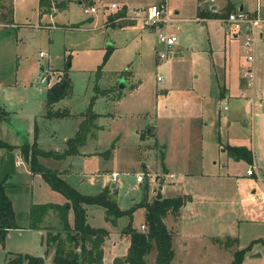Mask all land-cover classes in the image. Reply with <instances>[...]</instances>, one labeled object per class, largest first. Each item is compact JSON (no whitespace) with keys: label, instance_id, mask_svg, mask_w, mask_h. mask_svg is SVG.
<instances>
[{"label":"rangeland","instance_id":"obj_1","mask_svg":"<svg viewBox=\"0 0 264 264\" xmlns=\"http://www.w3.org/2000/svg\"><path fill=\"white\" fill-rule=\"evenodd\" d=\"M239 1L260 3L264 7V0H234L236 4ZM149 2L152 0H95L97 12L93 14V21H89L86 19L89 14L82 11L83 6L73 0L68 9L56 17L58 25L47 17L38 16L37 0H5L6 8L10 4V14L0 2V104L10 113L12 122L11 125L0 123V138L9 143H33L36 125L39 146L44 149L50 143L44 138L46 129L54 133L52 143L59 145L63 137H71L77 123L75 117L85 111L95 88L98 95L106 98L118 94L116 83L120 75H124L126 83L138 88L132 93L124 90V97L117 105L94 99L91 109L119 112L122 118L141 127L154 123L155 97L158 114L163 105L168 110L174 109L179 99L189 107L192 93H198L202 112L201 148L207 160L202 171L210 175L202 183L184 186L179 182V168L171 164L163 168L153 146L165 134H162L163 128H167L165 118L158 119L162 132L157 139L146 136L144 147L137 149L129 135L123 136L117 151L109 158L107 145L115 140L116 133L104 118L99 120L105 125L98 138L101 152L92 153L87 146L82 155L87 160L72 161L75 170L84 176L76 182L71 178L70 186L80 194L96 195L103 187L110 189L113 185L112 199L121 211L151 202L157 192L162 198H176L188 189L191 194L188 204L195 208L193 213L183 212L179 219L168 216L164 220L172 234L171 264H228L233 253L240 250H244L241 264H264V183L253 182L242 188L246 179L236 177L245 173L249 164L244 159L231 157L224 148L231 128L243 138L248 136L249 140L250 115L243 112L241 102L229 99L228 103H223L219 96L223 90L235 93L241 70L252 65L256 75L254 89L261 92L264 104V37L256 39L249 61L240 36L233 38L232 34H227L217 20L204 24L195 20L194 0H169L167 13L173 20V9L177 10L175 17L179 20L174 17L163 31L175 35L176 41L166 57L158 60L156 55L165 50L158 42L159 29L145 27L140 18L131 24H126L130 22L128 18L115 26L102 23L106 14L122 9L124 4L129 7V14L142 17L141 8ZM110 3L116 9H110ZM208 5L204 3L203 7ZM151 46L155 49L151 50ZM175 47L179 51H175ZM39 51L42 56L38 55ZM228 51L233 57L229 62ZM175 52L181 55L174 56ZM64 73L71 88L56 106L59 110L67 108L75 116L47 120L42 117L44 92ZM41 75L46 76L43 83L39 82ZM224 104L226 110L222 109ZM243 119L248 120L246 125L242 124ZM179 120H173V124L180 127L182 121ZM167 141L171 142L170 138ZM218 141L223 142L221 148ZM173 154L168 152L170 158ZM14 162L10 153L0 151V177L6 176V195L18 227L6 234L0 246V264L17 254L40 257L42 264H51L53 248L49 249L44 243L45 230L28 229V212L32 205H63L65 199L50 190L39 175L31 174L27 163L17 168ZM52 164L51 159L44 166L53 169ZM154 170L159 181L155 180ZM111 172L117 175L115 183L110 182ZM170 174L175 179L170 180ZM137 177L141 181H137ZM51 214L48 212L44 218L43 228L56 226L57 220ZM86 215L90 227L109 234L102 245L101 264H112L114 258L125 256L128 238L120 232L128 222L136 231H141L140 226L144 224L143 208L135 209L130 219H117L114 226L104 220L102 208L86 207ZM67 223L72 226L71 209L67 212ZM226 237L235 239V243L225 242ZM154 257L155 252L151 251L145 263L154 264Z\"/></svg>","mask_w":264,"mask_h":264},{"label":"trees","instance_id":"obj_2","mask_svg":"<svg viewBox=\"0 0 264 264\" xmlns=\"http://www.w3.org/2000/svg\"><path fill=\"white\" fill-rule=\"evenodd\" d=\"M9 1V0H7ZM4 5L5 0H0ZM73 0H37L39 14H49L52 9H64L66 4ZM84 7H92L93 0H74ZM10 4L5 9L10 14ZM229 10H224L219 15L214 13H203L200 10L198 16L216 18L224 16ZM110 45V44H109ZM107 45V46H109ZM68 66V65H67ZM70 82L67 78H60L50 84L44 92V114L45 118H62L68 115V110H52L57 101L66 97L70 92ZM99 94L95 88L94 94L83 113V119L77 127L72 138L66 140L65 149L61 153L52 151L43 152L31 145L22 144L19 152L22 159L27 163L31 174L39 175L50 190L62 195L65 199L63 205H32L28 212V229L33 231L45 230L44 243L47 247L53 248L51 264H101L102 245L108 235L103 229H95L88 225L86 220V207H99L104 210V220L111 225L121 217L131 218L132 212L137 208L144 209V231H136L131 227L130 222L122 228L121 234L127 236L128 246L123 264H146L145 258L151 252H155L154 264H171L173 251L171 248L172 234L164 224L166 217L178 218L179 210L185 204V199L155 197L151 202H144L133 206L127 211L118 209L112 199L109 188H103L96 195H83L76 189L62 180L57 173L44 167L39 163V158L61 160L77 154V148L84 144L90 129L94 128L93 121L97 117L91 105ZM118 97V96H117ZM7 117V112L0 106V121ZM14 148L0 140V151L11 152ZM226 152L235 159H244L251 163V153L243 147H226ZM161 157V156H160ZM162 160V157H161ZM6 176L0 177V246L3 245L7 232L18 229L14 221V213L11 201L6 195ZM71 209L73 214L72 226L67 223V212ZM51 212L56 220V226L42 227L44 218ZM226 237L225 242L235 243V239ZM215 242H219L215 240ZM244 250L235 251L232 260L228 264H241ZM40 257L17 254L3 264H42Z\"/></svg>","mask_w":264,"mask_h":264},{"label":"crops","instance_id":"obj_3","mask_svg":"<svg viewBox=\"0 0 264 264\" xmlns=\"http://www.w3.org/2000/svg\"><path fill=\"white\" fill-rule=\"evenodd\" d=\"M93 1H94L93 6L96 9L95 0ZM70 3L71 2L67 3L64 9L55 10L49 14H39L38 8H37L38 16L47 17L48 19H50L49 20L50 22H53L54 24L58 25L59 23L55 21L56 17L60 16L63 12H65V10L68 9ZM152 3H157V4L162 3L167 11L169 0H152V2H149V4H146L141 9L145 11V8ZM204 3H208L209 5L207 7H203ZM110 4H109L110 9H113V10L116 9V6L114 8H111ZM236 5L238 6L236 7ZM239 7L249 12H252L255 10H259L261 14H263L264 12V7H262L260 3H255L254 5H252V4H244V2H240V1L237 2L236 4L234 0H194V3H193L194 14H195L194 18L200 24H204L206 22H209L210 20H217V18H212V17L208 18L204 16H198L196 13L199 10L203 13H207V14L214 13L216 15H219L221 11H224V10L230 11V10L238 9ZM128 10H129V7H126V5L124 4L122 9L113 11L110 15L106 14L105 17L103 18V22H102L103 25L115 26L114 24H117V23L119 25L120 23H122L123 20H125V18H128L130 20V22L126 24H131L136 19L141 18V16L129 14ZM173 11H174V15H171L173 17L172 21H174L175 18L179 20V18L175 17L178 14L177 10L173 9ZM96 12L97 11H94L93 13H88L89 15L86 17V19H88L89 21H93V14ZM263 37H264V34L262 35L260 39H262ZM233 38H236V37L233 36ZM154 49H155L154 46H151V50H154ZM174 50L179 51L177 47H175ZM173 55L180 56L181 53L175 52ZM227 56H228V62H229L231 58H233L231 57L230 51H228ZM156 57L158 60H161L158 58L157 55ZM247 68L251 70L252 76L250 80H248V78L245 76V72ZM247 68L244 71L241 70V73L239 75V81L237 84V89L235 93L229 94V93H226L225 90L219 93L220 101H223V103L225 102L228 103L229 99H234L238 104L241 102L239 106L241 105L243 106V112L250 115L248 119L249 126H250L249 140H248V136H247V139L245 136L243 138L240 133L235 132L234 129L231 128L230 132L229 133L227 132L228 135H226L225 137V145H224V148L225 147H243L249 150L251 153V163L245 167V172L247 169L252 167L253 172H254L253 175L246 176L245 173H240L239 176L236 177V178L246 179V181L244 180V185L242 186V188L249 185V183H253V182L256 185L257 184L262 185L264 183V146H263L264 145V104L262 103L263 100H262L261 92L259 91L256 92L254 89L255 80H256L254 68L252 65L248 66ZM119 84L121 85V87L119 86ZM116 87L118 90V94H117L118 97L116 95L114 98H111L109 96L106 98L104 96L97 95L95 99L96 100L101 99L106 104L109 103V104L117 105L122 101L124 97L122 96L124 90H127L128 92L132 93L138 88L137 86H134L133 84L131 85V84L126 83L124 75H120L118 77ZM192 94H193V96L191 97L192 102L189 107L181 99H179L174 109L168 110L167 106L163 105L161 107V110L158 112V114L156 112L157 101L155 97V100L153 101L154 108H152V110L155 111L154 112L155 117H154V123L150 127L148 126L141 127V125L138 126L137 123L135 122L133 123V121H131L128 118H122L121 115L123 114H120L119 112L118 113H114L110 111L94 112L95 114H97V117L93 121L94 128L90 129V132L89 134H87V138L85 139L84 144L77 148V154L75 156H69L61 160H52L53 169H50V170L57 173V175L69 185H70L69 180H71V178L72 179L74 178L76 182V180L79 181L80 178L84 176L83 173H81L78 170H75V167L72 161H75V159H79V160L86 159L87 160V158L82 157V155H85V149L87 146L91 148V151H93L92 153L101 152V149L99 148L100 146H99L98 138H99V134L104 132L105 125H103L99 120H103L104 118H106V120H109V123L111 124L113 128V131H115L116 133L115 140H113L111 143L107 145L108 150L106 151L109 152V153L107 152L108 153L107 158H109L115 151H117L118 143L121 141V138L123 136L128 137L129 135L132 141L131 144L135 146V148L137 149L144 147L143 140L147 138L146 136H150L154 139L155 138L157 139V137H159L162 132L161 125L158 126V119L165 118V120L167 121L166 122L167 128L166 129L163 128V132H162V134L164 133L165 134L163 135L162 140H160L159 142L155 141L154 146H153L154 152L162 157L163 168L165 169L164 166L170 165V164L176 168H179L181 170L180 172L181 175H179L178 177L179 182L183 184L184 186L192 187L194 185L202 183L203 180L207 177H210V175L202 171V169H205L204 161L207 162V160H204V157H203V152L201 148L202 143H203V135L201 133V129L199 128V123L201 119L200 115L202 112H201V105L200 104L198 105V102H200L201 95H198V93H195V92ZM60 101H62V99L53 104L52 106L53 110L60 109V107L56 106ZM94 102L95 101H93V103ZM0 106L7 112V117L4 120H2L0 123L7 122L9 125H11L12 122L10 121V115H9L10 113H8V111L4 108L3 105L0 104ZM226 108L227 107L224 104L222 109L226 110ZM44 111L45 109L42 110V113H44ZM74 116L75 114L68 111V115L65 117L72 118ZM42 117L45 118L43 114H42ZM75 118H77L78 121L76 119L77 123H75V127L73 129L71 137H63L59 145H55L52 143L54 133L50 131V129H46L44 138L48 139L47 141L50 143L46 145L47 147H45L44 149L41 146H39V143L37 141L38 139H37L36 125L34 126V139L32 137L33 143H35L36 147L43 152L52 151L56 153H61L65 149L66 140L73 137L77 129V126L83 119V116L80 114V115H77V117ZM45 119L49 120L51 118H45ZM176 119H180L182 121V123L180 124V127H178L176 123L173 124L174 122L173 120H176ZM121 120L122 121L124 120L123 123ZM248 120L243 119L242 124L246 125V123H248ZM116 129H117V132H116ZM168 138H170L171 142L167 141ZM0 140L5 142L1 138ZM5 143H7L8 145L14 148L11 152H8V153H10L12 160L15 161L14 163L16 167L17 168L22 167L24 163L26 162L22 159L20 155L19 146H21L22 144L31 145L32 142L25 143L23 141H18L15 143H9V142H5ZM171 144L173 145V147H170ZM218 144L220 145V148L221 146H223V142L218 141ZM50 145L52 147H48ZM168 152L174 153L172 158L168 156ZM221 152H225V151H221ZM39 160H41L40 164L44 166V163H47V160H51V159L39 158ZM212 165H215V163ZM196 169H200V171L198 172V170ZM113 173L115 172L110 173L111 183H115V182H112L111 174ZM154 173H155V180L159 181L160 178L156 175L157 172L155 170H154ZM173 179H175V176H173L172 179L170 180H173ZM247 180H253V181L251 182ZM110 190L114 191L115 187L111 185ZM178 197L185 199V204L179 210V217L183 215V212H186V214L193 213L195 208H193L191 203L190 205L188 204V202L191 200L190 191L186 189L185 193H182L181 196H178ZM179 217L177 219H179ZM86 220H87V215H86ZM143 225L144 224L142 223L141 226Z\"/></svg>","mask_w":264,"mask_h":264},{"label":"built area","instance_id":"obj_4","mask_svg":"<svg viewBox=\"0 0 264 264\" xmlns=\"http://www.w3.org/2000/svg\"><path fill=\"white\" fill-rule=\"evenodd\" d=\"M110 7L114 8L115 5L111 3ZM82 11L84 13H93L95 8L93 6L84 7ZM216 18L222 24L224 31L227 34H232L234 37H241V45L244 48L245 57L247 60L251 61V55L253 53L255 41L256 39L261 38L264 34V16L259 12V10L249 12L243 9H234L228 11L224 16H219ZM140 19L145 27L151 28L153 30L159 29L160 32L158 33V42L164 46L165 50L164 52L158 53V58H165L167 51L171 50L174 42L176 41V37L173 34H168L163 31L165 27L170 26L172 23V19L168 15L164 5L162 3H153L148 5L145 8L144 16H142ZM38 55L42 56L43 53L40 51ZM245 76L248 78V80L251 79L252 75L249 68L246 69ZM156 79H159V77L157 76ZM45 81L46 76L41 75L39 82L43 83ZM253 173V168L250 167L246 170L245 175L251 176ZM111 177L112 182H115L117 175L113 173L111 174ZM172 177V175H169V179H172ZM137 181H141V178L137 177ZM140 230L141 232L144 231V226H140Z\"/></svg>","mask_w":264,"mask_h":264},{"label":"water","instance_id":"obj_5","mask_svg":"<svg viewBox=\"0 0 264 264\" xmlns=\"http://www.w3.org/2000/svg\"><path fill=\"white\" fill-rule=\"evenodd\" d=\"M238 9L240 10L241 7H239ZM68 65H69V64H68ZM62 77H63V78H66V77H67L66 73H64V74L62 75ZM119 86L121 87L120 84H119ZM155 198H156L157 200L160 199V193H159V192L156 193ZM112 264H123V260H122L121 258H114V259L112 260Z\"/></svg>","mask_w":264,"mask_h":264}]
</instances>
